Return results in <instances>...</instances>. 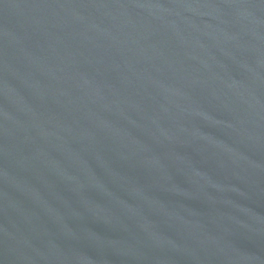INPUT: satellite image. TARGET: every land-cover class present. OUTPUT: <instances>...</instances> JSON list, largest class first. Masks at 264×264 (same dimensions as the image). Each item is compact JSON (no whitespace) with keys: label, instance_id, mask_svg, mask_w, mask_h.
Here are the masks:
<instances>
[{"label":"water","instance_id":"water-1","mask_svg":"<svg viewBox=\"0 0 264 264\" xmlns=\"http://www.w3.org/2000/svg\"><path fill=\"white\" fill-rule=\"evenodd\" d=\"M0 264H264V0H0Z\"/></svg>","mask_w":264,"mask_h":264}]
</instances>
